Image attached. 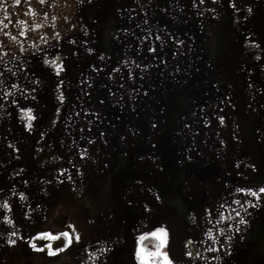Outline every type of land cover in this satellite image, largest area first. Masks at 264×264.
<instances>
[{"label": "crops", "instance_id": "obj_1", "mask_svg": "<svg viewBox=\"0 0 264 264\" xmlns=\"http://www.w3.org/2000/svg\"><path fill=\"white\" fill-rule=\"evenodd\" d=\"M24 1L21 13L31 31L57 30L56 15L64 14L73 36L67 46L80 42L88 55L89 45L96 46L97 67L89 61L87 68L96 69L98 85L113 81L114 94L180 95L174 105L187 115L198 103H181L186 96L198 102L191 96L209 95L212 133L199 136L208 139L200 145L180 130L157 137L152 149L141 141V150L160 159V173H148L147 160L141 164L146 172L135 174L133 155L130 184L121 185L122 169L104 177L106 162L90 156L99 154V145H79L85 151L70 173L51 175L49 164L48 171L30 172L41 141L14 128V119L17 127L21 122L17 105L0 107V264H137L136 248L148 236L172 264H264V0ZM47 59L60 64L56 55L22 57L21 68ZM29 69L32 79L45 73ZM47 72L54 77L52 66ZM138 104L137 110H153ZM170 119L165 127L171 129L178 123ZM98 137L88 139L101 143ZM85 139L50 135L42 142ZM194 144L201 148L190 151ZM63 234L62 252L31 244Z\"/></svg>", "mask_w": 264, "mask_h": 264}, {"label": "rangeland", "instance_id": "obj_2", "mask_svg": "<svg viewBox=\"0 0 264 264\" xmlns=\"http://www.w3.org/2000/svg\"><path fill=\"white\" fill-rule=\"evenodd\" d=\"M21 1L25 2L24 0H19V3L17 0H0V107L4 106L5 108L10 104L11 106L17 105L21 111L19 116L21 122L19 123L20 127H17L18 119H14V128L20 129L21 135L33 136L36 138L35 140L41 141L36 144L42 145L39 146L42 154L29 167L30 172L46 171L49 169L47 166L49 164L50 170L54 172L51 175L59 174L61 171L64 174L67 171L70 173L71 162L85 151L78 148L79 145H99V154L90 152V156H95L102 162H106L103 163L104 172L102 175L106 177V174L109 175L108 171H112L115 177L113 170L122 169L121 173L117 174L116 181L118 184L128 185L130 184L129 177H131L129 176V157L133 155L138 156L135 174L136 172L138 174L146 172V170L149 173L153 170L151 172L156 178L160 173V159L155 152L153 154L145 148L141 150L139 147L141 141L152 149L154 145L157 146L160 143L157 137H164V134L171 136L173 133L178 135V130L181 131V135L193 136L198 145L202 144L201 141L208 140L201 139L199 136H209L212 133L209 122V95L191 96L198 102L189 100L187 99L189 97L186 96L187 98L185 97L181 103L192 106H194L193 103H198L195 109L187 115V112L180 113L174 105L175 102H178L177 99H181L180 95L156 94L145 97L123 93V90L128 91V89H118L122 93L114 94L113 81L109 82L111 87L105 84L98 85L96 69L93 72L87 68L89 61L91 67H97L96 46L89 45V55L84 53L86 46H81L80 42L78 45L68 44L69 46H67L68 39L73 36L71 32L65 31L64 14L56 15L59 19L57 30H45L43 27L41 31L40 29L31 31L28 29L30 26L24 17L25 13H21ZM61 1L65 2V0ZM37 20L41 23L39 17ZM74 50L77 52L72 53ZM52 55L58 57L61 66L58 65L57 60L49 62L47 59L46 62H33L30 65L25 64V68H21L22 57H39L41 60L44 56ZM51 66L55 72L53 78L49 77V72L46 73V69L49 70ZM30 67L33 69L37 67L39 70L43 68L45 73L41 72V78L32 79L34 74L31 72V78H29L27 72ZM45 74L47 78H43ZM21 86H25V88ZM109 91L113 93H108ZM221 97L225 102V96ZM8 100L9 103H2ZM141 101L143 104H153V110H137L136 108L140 106L138 103ZM167 104L170 105V110L164 111ZM184 114L187 115L186 118L178 120ZM167 118H171L170 120H173L174 124L178 123L179 126L175 125L171 129L169 126L165 127ZM163 120L165 121L163 122ZM166 130L169 133L164 132ZM50 135L86 136V141L80 144L42 142L43 139L48 140ZM92 136H100L98 138L101 143H91ZM31 144L33 145L34 142ZM198 148L201 147H197V145L189 147L190 151ZM114 150L116 151L114 152ZM46 160L48 162L44 163ZM147 160L149 166L145 170L142 165L144 166ZM79 167L81 170L84 168L82 159L79 161ZM134 181L136 178L132 177L131 183ZM76 190L78 189L75 188L74 192ZM204 193L200 191L198 195L202 194L203 196ZM47 248L50 250V246L44 249ZM158 254L147 256L138 244L135 251L136 262L137 264H149Z\"/></svg>", "mask_w": 264, "mask_h": 264}, {"label": "trees", "instance_id": "obj_3", "mask_svg": "<svg viewBox=\"0 0 264 264\" xmlns=\"http://www.w3.org/2000/svg\"><path fill=\"white\" fill-rule=\"evenodd\" d=\"M62 93V91H60ZM31 244L34 249L41 250L45 247L50 246V252L58 253L66 249L68 244L67 236L60 235L55 239H48L45 236L34 238L31 241ZM139 248L143 250V253L147 256H153L154 253L158 254L161 246L158 240L152 236L145 237L139 244ZM149 264H166L165 259L161 255H157L153 261H150Z\"/></svg>", "mask_w": 264, "mask_h": 264}, {"label": "snow or ice", "instance_id": "obj_4", "mask_svg": "<svg viewBox=\"0 0 264 264\" xmlns=\"http://www.w3.org/2000/svg\"><path fill=\"white\" fill-rule=\"evenodd\" d=\"M17 3H19V0H17ZM260 191L264 192V188H262ZM252 194L255 195V193H252ZM64 235L66 236L67 234H64ZM165 261H166V264H172V262L168 260L167 256H165Z\"/></svg>", "mask_w": 264, "mask_h": 264}]
</instances>
